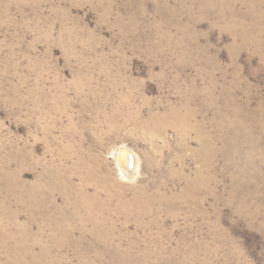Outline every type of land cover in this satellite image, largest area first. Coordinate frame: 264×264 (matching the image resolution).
Listing matches in <instances>:
<instances>
[{"label": "rangeland", "instance_id": "rangeland-1", "mask_svg": "<svg viewBox=\"0 0 264 264\" xmlns=\"http://www.w3.org/2000/svg\"><path fill=\"white\" fill-rule=\"evenodd\" d=\"M0 264H264V0H0Z\"/></svg>", "mask_w": 264, "mask_h": 264}, {"label": "bare ground", "instance_id": "bare-ground-1", "mask_svg": "<svg viewBox=\"0 0 264 264\" xmlns=\"http://www.w3.org/2000/svg\"><path fill=\"white\" fill-rule=\"evenodd\" d=\"M119 156H120V159H121L120 160V163H121V167L123 168V171L126 174H128V175H133L134 174V172H132L133 171L132 170L133 168L131 169L132 165L134 164V158H133V156H131L130 152L127 151L126 149H123V151H121V153L119 154Z\"/></svg>", "mask_w": 264, "mask_h": 264}]
</instances>
